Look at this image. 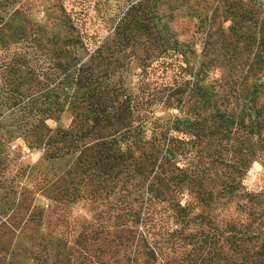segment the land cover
Returning <instances> with one entry per match:
<instances>
[{
    "label": "rangeland",
    "instance_id": "374dc122",
    "mask_svg": "<svg viewBox=\"0 0 264 264\" xmlns=\"http://www.w3.org/2000/svg\"><path fill=\"white\" fill-rule=\"evenodd\" d=\"M131 5L186 55L143 68L111 36ZM104 42L112 55L90 63L102 65L112 100L97 119L81 102L86 89L63 76L71 57L89 63ZM175 65L186 79L199 73L201 98L161 103ZM146 115L138 136L121 133L114 147L134 149L163 124L178 152L166 179L98 160L95 148L60 154L38 141L80 119L96 131ZM198 188L212 191L216 209L202 207ZM244 192L264 194V0H0V264H160L158 246L183 250L168 233L197 228L176 222L181 208L248 221Z\"/></svg>",
    "mask_w": 264,
    "mask_h": 264
},
{
    "label": "trees",
    "instance_id": "16d2710c",
    "mask_svg": "<svg viewBox=\"0 0 264 264\" xmlns=\"http://www.w3.org/2000/svg\"><path fill=\"white\" fill-rule=\"evenodd\" d=\"M133 7L134 5H131L122 12L111 36L113 39H117L118 44L130 47L131 51L134 50L135 57L143 68L145 65L150 67L148 61L168 63V59L178 60L186 55L185 48L178 43L173 34L158 28L152 22L151 14L144 11L133 14L131 13ZM141 34L145 35L144 41L139 38ZM75 42L67 41L71 47ZM105 43L89 49V63L78 65L76 57H71V62L65 66L63 76V81L67 85L86 89V92L81 96V102H86L89 106L94 107V111L98 112L97 119L105 111L104 108L100 109L99 103H107L112 100V97L108 94L110 90L107 89V84L103 85L102 83V75H97L96 72L98 66L101 68L102 65L92 64L90 61L103 58L104 52L112 55L113 51L103 49ZM73 50L70 49L72 53H74ZM109 67V65L104 66L102 70L107 71ZM173 67H177L178 72L175 74L174 82L170 86L166 85L167 81L160 83L165 92L161 103L170 105L171 103L185 102V99L201 98L200 79L197 77L199 73L193 80L186 79L185 74H182L184 67L178 65ZM130 99V95L125 94L122 102L131 103ZM94 104L97 105L93 106ZM146 118L147 115L138 122L121 120L108 122L106 126L96 131L94 130L95 124L88 125L86 120L80 119L74 121L69 129H57L54 133L42 134L38 141L48 145L52 153L60 152V154L79 150L81 156L87 150L95 148L94 158L96 157L98 160L110 158L120 165L133 164L141 172H154V177L163 175L162 178L166 179L165 172L168 168L170 166L176 168L178 152L171 137L167 135L168 129H164L163 124L154 126L149 139L134 141V149L120 152L116 151L117 148L114 147L115 137L121 133L122 135L138 136ZM85 139H89V141H85ZM130 158L132 162H128ZM210 191L201 188L197 190L199 201L207 212L216 209L217 203L219 204V201L211 199L212 191ZM206 195L207 198H205ZM240 199H242V208L247 209L248 214L251 215L248 221L238 217H218V215H209V213L204 214V211L189 216L191 210L186 207L181 208L180 212L174 216L176 222H185V225L194 223L197 228L193 232L184 233L182 226L180 229L173 230V233H168L169 239L179 240L177 247L183 250L176 253L175 250L178 249L174 247L171 253H166L161 251V247L158 246L159 254L166 256L165 261L160 264H264V194L244 192L240 195ZM104 263L103 261L100 264ZM115 264L124 263L116 261Z\"/></svg>",
    "mask_w": 264,
    "mask_h": 264
}]
</instances>
